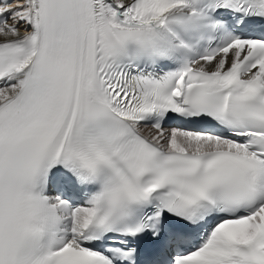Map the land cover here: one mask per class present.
<instances>
[{
    "label": "snow or ice",
    "instance_id": "6c2138e0",
    "mask_svg": "<svg viewBox=\"0 0 264 264\" xmlns=\"http://www.w3.org/2000/svg\"><path fill=\"white\" fill-rule=\"evenodd\" d=\"M0 264H264V0H0Z\"/></svg>",
    "mask_w": 264,
    "mask_h": 264
}]
</instances>
